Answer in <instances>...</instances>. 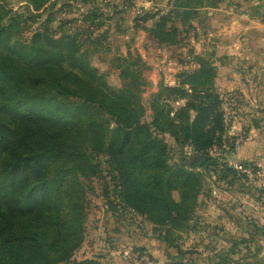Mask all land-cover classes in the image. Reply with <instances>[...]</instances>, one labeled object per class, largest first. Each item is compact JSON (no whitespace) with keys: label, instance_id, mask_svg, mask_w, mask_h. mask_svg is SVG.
Instances as JSON below:
<instances>
[{"label":"trees","instance_id":"16d2710c","mask_svg":"<svg viewBox=\"0 0 264 264\" xmlns=\"http://www.w3.org/2000/svg\"><path fill=\"white\" fill-rule=\"evenodd\" d=\"M48 1L32 3L40 10ZM25 8L30 16L39 15L29 5ZM195 9L191 2L175 5L149 27L150 35L174 43L179 30L175 21ZM86 15L94 17L95 12ZM4 19L0 12V264H104L94 257L71 260L84 240L80 176L101 175L92 162L97 155L110 156L108 173L123 208L169 227L166 235L190 227L189 220L196 218L201 185L196 168L215 172L230 186L247 180L245 173L237 176L228 166H213L208 153L214 143H223L226 127L223 98L213 86L215 66L208 58L197 56L199 66L181 72L178 84L159 88L158 96L167 90L187 97V104L170 116L159 110L155 98L156 114L148 122L136 94L109 85L77 33L44 29L26 42L10 35ZM121 59L129 62L128 57ZM135 62L144 64L141 55ZM190 109L196 113L191 122ZM104 112L113 118V128ZM153 126L174 136L181 154L174 164H169L173 147ZM185 146L191 157L183 156ZM203 155L207 160L198 166ZM258 191L264 194V188ZM166 238L171 245L173 240ZM187 253L180 251L165 264H197ZM228 257L220 254L218 264Z\"/></svg>","mask_w":264,"mask_h":264},{"label":"rangeland","instance_id":"374dc122","mask_svg":"<svg viewBox=\"0 0 264 264\" xmlns=\"http://www.w3.org/2000/svg\"><path fill=\"white\" fill-rule=\"evenodd\" d=\"M32 1L36 4H41L43 0H0V12L3 16L5 15L4 20L8 23L10 35L21 41L30 42L36 31L44 29L57 30L59 33L64 31L72 34L77 33L84 45L90 49L92 63L98 68L100 73L105 75V79L109 85L116 90L120 88H129L136 94L135 99L138 101L137 106L143 107L141 109V116L148 122H151L156 114L152 105V101L155 98L157 99L159 110H164L165 113L170 114V116H173L172 112L174 110L175 100L180 98L169 93L167 90H163V93L158 96L159 88L162 85H167L164 82L166 79L165 72L163 71L165 65H161V70L156 71L153 68V64H159L165 57H167V61H174L175 64L179 66L180 70L174 74L173 78L179 82V74L181 72L191 71L196 68L192 67V65H198L197 56H204L212 62L217 45L224 43L219 38L214 37L207 45V47H211L212 51H204L202 55H195L194 49L189 43V37L199 41L200 37L203 36L204 39L207 40L209 31L217 30L214 24L230 23L234 17L238 18L244 13H247L250 18L264 23V11H262V9H264V0H262L260 6H254L251 0H153V8L147 11L137 9L135 0H56L57 2L53 7H51L50 2L54 0H50L44 4L43 8L40 10L37 9V6H34ZM188 2L195 5L197 9H195L196 11H194L190 17L178 18L175 21V25L179 30L174 43L162 42L150 35L149 27L154 24L161 14L169 12L175 5H184L188 4ZM26 5H29L34 12H37L34 14L39 15H28L25 8ZM93 6L95 7L92 8ZM45 7L47 11L41 12ZM81 8H83V11H81ZM228 9H232L231 14H227ZM88 10L89 12L94 11L95 16L92 17V15H88L87 17L86 12ZM10 15H12V17H10ZM9 18H11V21H9ZM242 23L246 24L247 21H242ZM141 33H143V38H141ZM261 36H264V33L255 30L248 33L244 44L245 49L250 52L253 51L252 43ZM125 37H128V39H125ZM95 38H99L98 43L94 42ZM138 44L139 47L137 46ZM141 48L147 56V59L142 57L144 64L142 62V64L135 62L137 57L141 55ZM124 50L127 51V55L124 54ZM129 51H131V54ZM256 55L258 58L248 63L247 70L251 71L252 68L257 69L258 74L253 75L251 79L256 84L257 95L259 97H264V65L261 64V61H264V49L257 50ZM123 57H128V61L131 63L123 61L121 59ZM232 59L233 57L228 56L219 58L221 65L230 64ZM213 65L215 66L216 76L217 67L214 63ZM153 74L159 77L155 91H153V84H150ZM169 75H171V73H169ZM214 89L217 91L215 87ZM222 98V105L228 104V106L233 109H239L242 104L246 103L243 101L239 89H236L232 93H225ZM233 101H235V103H233ZM259 103L262 107L253 109L252 111H259L261 113L260 117L257 118L253 116L251 118V124H254L257 128H260L261 122L264 121V99H261ZM182 106L184 105L175 107V114ZM236 114L245 118L249 115L239 112ZM104 115L108 118L111 128H113L116 124L110 113L104 112ZM231 120L232 117L229 116L228 126H230ZM248 128L249 125L245 124L241 135L246 134ZM152 130L155 134L164 136L166 141L170 144V147H173V149L169 151L171 157L169 159V164L177 162L181 154L179 153L180 147L176 144L174 136H172L169 131L161 133V131L154 126ZM234 140L235 138H228V140L223 141V143L227 142L230 147H234ZM223 143L216 144V147L221 151L223 150ZM189 148V146H185L183 153L185 155L183 156L191 157L188 154ZM208 153L211 155L209 150ZM109 159L110 156L103 153L100 156H95L92 161L93 164H98V166H100L101 175L80 176L85 195L84 206L86 217L84 222V240L82 246L74 252V256L71 260L82 259L86 251L90 249L96 250V252H103L99 250L98 244L100 242H108V240L109 242H115V236H118L120 240L119 243L121 244L118 245L125 246H118V258H115L114 255L112 256L109 253H103L101 256L105 257L104 261L106 264H137L132 254L125 256V251L123 249L141 250L143 245H141L140 242L150 237L164 241L163 243L166 245L167 242L164 236L167 237L166 239H168L169 236V239L173 240L171 245L167 243L170 249H172L168 252L170 257L176 256L182 251L189 252L186 254L187 257L195 259L199 251H196L194 247L184 250L182 244L186 242L185 236H188L192 232H197L198 228H192L190 226L183 229V233L180 232V230H172V234L166 235L164 232L169 227L151 222L131 207L123 208V204L114 193V183L108 173L110 168L108 163ZM213 162L216 164L213 165L215 167H227L226 164L221 166L214 157ZM213 166L212 168H214ZM245 167H248L249 171H251L254 176L259 170L252 162H245ZM198 168L195 170L201 175L199 197L203 196L205 199H208L210 198L211 189L207 191L203 189H205L207 185V177L215 172L207 171L201 167ZM220 181H222V179L217 176V185L221 188L227 185L229 191L238 187L237 189H239V191L244 192L252 185L245 179L242 181V184L245 185L238 183L234 186H230L227 183L226 185L221 184ZM258 189L259 188H256V190ZM241 195L244 194L241 193ZM173 196L177 199L180 197L178 189L173 191ZM202 202L203 201H201V203ZM203 206L204 202L200 205L197 204V207ZM138 216H141L142 219H139ZM113 229H117L118 231L114 233L112 232ZM108 232H110V234ZM145 232L148 234L146 238L144 237ZM129 242H135L137 247L130 248V246L125 244ZM121 250H123L122 253H120ZM202 257L206 256L199 254L198 261H202ZM212 259L213 258L209 257L210 262H212ZM59 264L69 263L60 262ZM140 264H143V262L141 261Z\"/></svg>","mask_w":264,"mask_h":264},{"label":"clouds","instance_id":"9594fccd","mask_svg":"<svg viewBox=\"0 0 264 264\" xmlns=\"http://www.w3.org/2000/svg\"><path fill=\"white\" fill-rule=\"evenodd\" d=\"M254 6H260L262 0H251ZM137 9H143L147 11L153 8V0H135ZM83 11V8H81ZM264 11V9H262ZM232 9L227 10V14H231ZM247 21V23H242ZM214 27L216 31H209L207 40L203 36L199 41L195 38L189 37V43L194 49L195 55H202L204 51H212L211 47H207L209 42L214 37L219 38L222 42L218 44L215 51V56L212 58V62L217 67V74L213 81V86L217 89L220 95L223 97L225 93H232L236 89H239L242 94V99L245 104H242L239 109H233L228 104L222 105L224 111V124L225 130L221 134L222 141H227L228 138H235L234 147H230L229 143H223V150H219L215 143L209 149L211 155L220 163L221 166L225 164L235 170L237 176L240 173L247 174V180L251 184H255L259 187H264V121L261 122V127L257 128L254 124H251V118L253 116L259 118L261 113L259 111L253 112V109H259L262 105L259 103L264 97L257 95V87L251 77L257 75V69L252 68L248 71V63L258 58L256 55L257 50L264 49V36L256 39L252 43L253 51L245 49L244 44L247 39V34L255 30L260 33H264V23L259 20L252 19L247 13L240 15L238 18L234 17L230 23H216ZM143 38V33H141ZM128 39V37H125ZM139 47V44L137 45ZM124 54L127 55V51L124 50ZM141 56L147 59L144 50L141 48ZM233 57L230 64H220V57ZM206 58V57H204ZM167 57L161 60L159 64H153V68L156 71L161 70V65H165L163 71L165 72V83L169 86H175L178 81L173 78L174 74L180 70L179 66L174 61H167ZM264 65V61H261ZM199 65H192V67H198ZM171 73V75H169ZM158 75L153 74L151 81L153 84V91L156 90V84L158 82ZM184 87L191 93L192 89L188 84ZM187 97H181L174 102V110L172 115H175V107L187 104ZM235 103V101H233ZM190 121L195 117V111L189 110ZM249 114L246 118L237 115ZM229 116L232 117L231 124L229 125ZM249 125L246 134L243 133V126ZM189 156L192 155V151L188 149ZM245 162H252L259 169L255 176L248 167H245ZM241 179H243L241 177ZM217 175L215 173L207 177V185L204 191L211 189L210 198L205 199L203 196L199 197L197 204L200 205L201 201L204 202L203 207H197L194 209V215L200 217L201 224H207L211 226H218L220 235L209 237L206 231L192 232L188 236H185L186 243L182 244L184 250L195 248L202 255L210 258H215L216 255L233 252L234 258L239 260L241 253L246 252L248 249L243 243H238L236 248L233 249V241H226L223 239V234L227 233L230 236L236 237L237 241L242 238H247L250 233L245 231L243 223L245 220H250L264 234V206H261L259 202L251 195L237 196L231 193L227 187L221 188L217 185ZM221 184L226 185V181H220ZM227 208V211L225 210ZM238 217L241 223H237L236 219L230 218ZM191 223V220H189ZM201 237L203 241L201 242ZM151 245L148 249L153 259L157 264H165L167 256L164 250L159 246L160 242L156 239L151 240ZM261 250L258 253L257 259L264 261V239L259 241ZM208 246L205 248V246ZM250 247L255 250V243H252ZM171 251V249L169 250ZM127 255V253H125ZM147 260V256L144 258ZM137 264H140L137 261ZM198 264H202V261H198ZM231 264V262H229ZM240 264H245V261L241 260Z\"/></svg>","mask_w":264,"mask_h":264},{"label":"crops","instance_id":"0c3cea01","mask_svg":"<svg viewBox=\"0 0 264 264\" xmlns=\"http://www.w3.org/2000/svg\"><path fill=\"white\" fill-rule=\"evenodd\" d=\"M225 187H227V185ZM237 188L238 187H235L233 190H230V192L233 193L234 195H237V196H242L241 193L244 194V195H251L252 197H254L259 202V204L261 206H264V194L260 195V192L258 190H256V188L262 189L264 187H259V186H256L255 184H252L251 187L248 190L244 191V192L239 191V189H237ZM201 204H203V202ZM225 210L227 211V208ZM138 218L142 219L141 216H138ZM230 218H234V219H236L237 223H241V221L239 220L238 217H231V214H230ZM191 227L192 228L197 227L198 228L197 229L198 230L197 231L198 234H199V231H206L207 236H209V237H214V236H217V235L221 234L220 231H219L218 226H211L210 227L207 224H201L200 223V217H198V216H196V218H194L191 221ZM243 228H244L245 231H248L250 233V235L247 238H242L239 241H237L236 237H233V236L228 235L227 233H224L223 234V239H225L226 241H233V249L236 248L238 243H243L248 250L246 252H242L241 253V256H240L239 260L234 258V255H233L232 251L227 252L229 254V257L226 260H224L222 262V264H229V262H231V264H240L241 260L245 261V264H264V261H261V260L257 259L258 253L261 250V245H260L259 241H260V239H264V234H262L260 232V229L253 222H251L250 220H247V219L243 223ZM117 231H118L117 229L116 230L113 229L112 232L116 233ZM180 232L183 233V230H180ZM108 233L110 234V232H108ZM147 236H148V234L145 232L144 237L146 238ZM152 239H155V238H151L150 237L149 239H143L142 242H140V244L143 245L142 246L143 248H141L142 251L148 252V249L150 247H152V245L150 243ZM114 241L115 242H109V240H108V242H106V241L102 242V243L100 242L98 244L99 245V250L103 251V252H96V250L90 249L89 251L88 250L86 251V254L83 255V258H93V257L94 258H99L102 262H104V264H106V262L104 261L105 257L101 256L103 253H105V252H106V254L109 253L112 256L114 255V257L116 258L117 257V253H118L117 252V248H119L118 246H125V245H118V244H121V243H119L120 240H119L118 236H115ZM158 241L160 242L159 246L164 250V253L167 256V259L165 260V262H167V261H169L172 258V257H170V254L168 253L170 251H167V250H170V247H169V245L167 243L165 245L163 243L164 241H161V240H158ZM202 241H203V237H201V242ZM252 243H255V250H253L250 247V245ZM125 244L130 246V248L137 247L135 245L136 244L135 242H133V243L129 242V243H125ZM207 247L208 246L206 245L205 248H207ZM123 250L125 251V253L127 251H129V250L125 249V248ZM123 250H121L120 253H122ZM148 253H150V252H148ZM197 254L198 255L196 256L195 259L197 260V263H198L199 254L200 255H202V254L200 252H197ZM219 255L220 254L218 253L216 255V257L212 259V262L209 261V257L208 256L202 257V264H218V262L220 261ZM154 262H155V264H157L156 261H154Z\"/></svg>","mask_w":264,"mask_h":264},{"label":"built area","instance_id":"2783aa9c","mask_svg":"<svg viewBox=\"0 0 264 264\" xmlns=\"http://www.w3.org/2000/svg\"><path fill=\"white\" fill-rule=\"evenodd\" d=\"M128 256L130 254H132L133 258L136 261H139L141 263V261L143 262V264H155L153 258L151 257L150 254H148L146 251H142V250H132L130 249L129 251L126 252ZM147 256V260H145L144 258Z\"/></svg>","mask_w":264,"mask_h":264},{"label":"water","instance_id":"95a60500","mask_svg":"<svg viewBox=\"0 0 264 264\" xmlns=\"http://www.w3.org/2000/svg\"><path fill=\"white\" fill-rule=\"evenodd\" d=\"M207 160V157L206 156H200L199 157V160L196 162L198 164V166H201L205 161Z\"/></svg>","mask_w":264,"mask_h":264}]
</instances>
